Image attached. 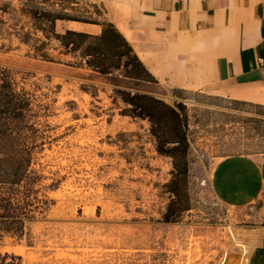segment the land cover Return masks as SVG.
Instances as JSON below:
<instances>
[{"label": "rangeland", "instance_id": "374dc122", "mask_svg": "<svg viewBox=\"0 0 264 264\" xmlns=\"http://www.w3.org/2000/svg\"><path fill=\"white\" fill-rule=\"evenodd\" d=\"M33 10L105 21L99 0H0V66L49 110L33 166L51 201L23 235L0 232V254L18 264H244L249 210L218 199L205 172L222 158L264 153V107L202 92L175 98L155 79L132 82L121 70L99 75L54 41L48 53L61 63L33 58V40L42 39ZM70 21L57 20L55 31ZM120 88L185 107L189 210L177 222L163 220L171 158L156 152L147 120L122 114Z\"/></svg>", "mask_w": 264, "mask_h": 264}, {"label": "crops", "instance_id": "0c3cea01", "mask_svg": "<svg viewBox=\"0 0 264 264\" xmlns=\"http://www.w3.org/2000/svg\"><path fill=\"white\" fill-rule=\"evenodd\" d=\"M158 84L175 98L202 92L264 107V0H99ZM74 31L100 26L67 22ZM206 180L225 205L248 209L244 264H264V153L211 163Z\"/></svg>", "mask_w": 264, "mask_h": 264}, {"label": "trees", "instance_id": "16d2710c", "mask_svg": "<svg viewBox=\"0 0 264 264\" xmlns=\"http://www.w3.org/2000/svg\"><path fill=\"white\" fill-rule=\"evenodd\" d=\"M30 18L42 39L23 35L24 42L33 40V58L56 62L48 53L54 41L59 54L78 57L77 65L85 66L99 75H110L121 70V76L132 82H150L153 77L135 55L132 47L115 26L109 22L79 21L53 12L33 10ZM72 20L100 26V33L66 29L57 33V20ZM124 105L122 114L149 122L159 155L171 158L172 171L165 185L169 193L163 220L179 221L189 210L187 195L188 140L186 113L182 103L171 106L154 96L120 89L113 91ZM48 107L34 102L33 96L19 88L14 71L0 66V232L15 236L24 233L27 223L42 215L51 201L42 193L43 175L34 168V160L46 144L44 119ZM20 257L0 254V264H18Z\"/></svg>", "mask_w": 264, "mask_h": 264}, {"label": "built area", "instance_id": "2783aa9c", "mask_svg": "<svg viewBox=\"0 0 264 264\" xmlns=\"http://www.w3.org/2000/svg\"><path fill=\"white\" fill-rule=\"evenodd\" d=\"M257 63L259 66H264V58L257 59Z\"/></svg>", "mask_w": 264, "mask_h": 264}]
</instances>
